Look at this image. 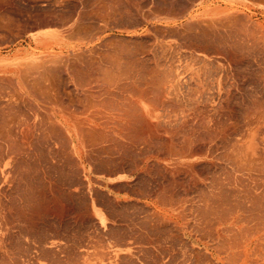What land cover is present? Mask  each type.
Masks as SVG:
<instances>
[{"label": "bare ground", "instance_id": "obj_1", "mask_svg": "<svg viewBox=\"0 0 264 264\" xmlns=\"http://www.w3.org/2000/svg\"><path fill=\"white\" fill-rule=\"evenodd\" d=\"M192 1L193 0H191V2ZM154 2L155 0H0V217L2 216V214L7 215L8 213V212L4 213L2 209L3 210L6 209V211L9 210L8 208L5 207L6 205L3 208V201L6 199L7 195L11 194L10 191H9L10 194L9 193L7 194L8 189L10 188L11 190L14 188L17 189L18 187L16 188L15 185L16 186L20 185L19 181H22V179L23 180L25 179V181L28 179V182L26 181L28 183V186H27V183L25 184L27 186V189H26L27 192L30 191L28 187L31 188V191L33 188L36 187V185H34L35 187L29 185V183L31 182L30 177L32 179L31 174L36 172L34 174L38 175L37 172H39L38 171L39 169L37 170L38 166L35 163V160L37 157L45 156V159L43 158L45 162L47 160L48 164L52 165V163L54 162V158L53 159L51 158L53 156L54 157L57 156V158L59 157L60 159L61 157L63 158L66 155V156H69L68 159H71L70 156L71 157L75 156L77 152H80L81 155L84 154L85 158L86 156H88L89 158L91 155L105 154L109 156L110 159L106 158L107 156L105 157L106 159H109V161H112L111 158L113 159L115 155L120 156V155H123L124 153H131L138 157V163H136L135 168L133 167L134 169L132 168L133 170H131V168L129 169V167L133 166L131 164L132 161L130 163V165L132 166H129V162H127L128 159H125V161L128 163L127 164L125 162L126 165L129 166L128 168L127 166L125 167L128 169L129 173H138L137 183L139 185L142 182L149 185V180L152 181L153 183L151 184H155L157 188L155 190H158L159 192V194L154 193L156 196L155 201L157 202L160 201L164 206V207L157 206V204H155L156 206H153L154 211H152L153 213L150 217H154L155 219L153 218L152 220V219H149L150 217L149 218L147 217L149 222L150 220H151L150 223H152V221L154 223V220L158 221L157 222L158 224L156 223L157 225L155 224V226L156 228H158V230L164 231V233H162L163 231L162 232L160 231L162 235L166 234L167 232L166 235L169 237L168 239H170L168 240V242L170 241V245L173 246L174 245L173 243H175L176 241L179 243V244L177 243L179 246L175 243V247L177 245L180 248V245H183L186 248L185 251H182L184 249L180 250L177 247H176V250L178 251L179 249L181 251L180 254L187 251L185 256L189 257L187 259L188 261H191L190 258L193 257L192 259H195V260H193V262L191 261L192 264H264V98L259 95L255 96L256 95L255 94L254 95L255 98L254 99L251 98L252 103H249V105L251 104V106L246 104L248 105L249 107L248 108L247 106L244 105L245 107L248 108V112L246 111L247 114L244 113V115L246 114V116L244 117V115H242L245 119V124L240 126V125H237L236 123L235 125L230 126V124L227 121H230V120L232 121L231 119L232 113L230 111H233V110L230 109V104H231L230 102L232 99L231 93H233V90L230 91L227 84H229V86L231 85L232 87H235V84L233 81H232L233 82L232 84H234V86L230 84L231 81H229L228 83V78H229L228 75L230 74L227 75V74L222 73L219 75V77L212 78V76L218 75V71H216L217 74L215 75L211 73L212 72L211 69L215 70L214 67L216 64L215 63H214L215 65L212 64L214 62L213 59H212L213 62L211 60L210 61L208 60L209 62H207V60H202L203 58H201V60L203 61L202 69L207 70V71L205 72L204 70H201L200 71L201 73L195 74L194 78H193V75L195 73L194 71L195 68H192V67L195 65H192L191 63L188 62V64L192 65V66L190 65L191 66L190 68L193 69V71L190 70L193 72V74H191L190 76L192 78H189V80L191 79L190 81L192 83H188L192 87L188 88L187 91L183 92V85H185L187 82V81H184V73L185 72L187 73L188 72L187 70L190 68H188L189 65L188 66L185 65L187 62L185 64L183 63L185 65L184 67L186 68V70L181 65L182 59L180 60V57L182 53L179 52L180 50L178 49L179 44L177 45V43L180 38L182 40L184 37L186 38L187 32L186 31L183 32L181 30L183 32L182 33L179 30L181 27L180 25L179 27L177 24L178 23L177 20L179 18V12H178L179 9L175 10L173 8H170L169 6L163 7L164 5L156 6V3ZM175 2L177 3V1ZM168 3H170L169 0H168ZM157 4H160V3H157ZM183 4L185 3L183 2ZM189 4L191 6V3ZM21 5L24 6L25 8H23ZM173 5H174L173 3L170 4V6H173ZM177 5L175 4V8ZM185 5H186L185 9L188 11V8L190 6L187 7V4ZM185 12L186 11L184 10V13ZM209 12H210V16L208 18H205V20L200 19V20H195V21L193 20V21L186 22L188 23V27L189 25L191 26L188 29L189 30L188 34L197 33L195 35H198V33L200 32L201 33L200 35H202V37L205 36L206 38V37H210V35L214 36L215 34H218L217 33L218 31H221L220 32L221 34L219 33L216 39L223 38V41L225 42L226 41L225 39L229 36L227 37L224 36V31L230 28H233L234 25L237 24L236 19L231 18V16H233V13L231 15L228 14L230 17L222 15V17L218 18V17H214L215 11H209ZM219 12L224 13V9H222ZM130 15H137L142 20L138 22L139 23L143 22V26H144L143 29L147 30L146 28L148 27L152 28L156 32V36H150L151 34L149 35L143 34V36H141V34L135 33L134 35L135 36L138 35L139 37L138 42H135L136 40H133L132 37L130 38L126 37V39H131L128 42H126L127 40L125 39L126 40L125 42L127 43L128 46H129V43H130V46L133 42L136 43V45L131 46L132 48L131 47L128 48L126 47V45L123 46V44H120L121 40L117 38L119 37L117 34V31L120 30L119 31L120 35H122L121 32H124V34H128L129 31L124 28L125 26L123 27L124 29H121L120 27L123 26V24L121 23L127 22V21L123 22V20L125 19L128 20ZM234 16L237 17L238 15H234ZM189 17H192V15L189 14ZM167 19L173 20L171 22V25H173V27L172 28L170 27L171 29L169 28L170 30L169 35L167 32L168 30L167 28L169 26L165 23L167 22ZM238 24H241V22L240 23L238 22ZM244 27H240V29ZM195 28L197 29L196 31L194 30ZM234 29L237 30V27L236 28L234 27ZM112 30H113L112 33H108V31H112ZM134 30H137V29H134ZM244 30H241V31H244ZM237 31H234V32L236 33ZM256 32L257 31L253 33L252 31L253 34L250 32H249L250 34H248V31H247V33L245 34L246 36L252 37L254 36ZM111 34L114 35L112 37L117 38V40L115 38H114L115 40L112 39ZM182 34H184L183 35L184 37H182ZM239 35L241 36V34L237 32L236 38ZM197 37H200V36H196V38ZM122 38L124 37L122 36ZM236 38H234L236 40L235 42L238 43L237 41L238 38L237 39ZM189 39L190 37L188 38V40ZM234 39H231V40H234ZM240 39L241 37H239L238 40ZM149 40L153 42H149ZM170 40L172 43L171 45L167 44V42H170ZM242 40L243 39H241V41ZM184 41L186 42V40ZM191 41L193 40H190V42ZM203 41L204 40H202V42ZM198 42L200 43L201 41H198ZM198 42H196L195 44H199ZM213 42L214 41H212V43ZM149 43H151V46L149 45ZM205 43L203 42L202 44L204 45ZM212 43L211 45L214 46L215 43L214 44ZM216 43L218 42L216 41ZM228 43L230 45V42ZM233 43L234 42H232L231 44ZM250 43L248 44L250 45ZM253 43H256V42L253 41ZM118 44L121 45V47L120 46L118 47L117 46ZM195 44L191 42L189 44L191 45L189 46V48L190 49L193 48L196 51H200L201 54H205V56L209 55L208 50H206L207 47H201V46L199 47L201 43L198 46ZM221 44L220 46L224 45V47L222 48L225 49L226 44L225 43H223L222 45ZM239 44L240 43H238L237 45ZM152 45L155 46L154 49ZM182 45L184 46L188 44L183 43ZM182 45H179V46H182ZM217 46L219 45H216V47ZM150 47H152V49ZM262 47L263 46H261L260 48ZM239 48H241V46H239L238 49ZM238 49H236V51H238ZM232 52L235 53V50ZM248 52H251V50ZM257 52H258V49H257ZM236 53L233 55V57L236 55ZM183 54L185 55V52ZM200 57L198 58L199 60H200ZM207 57H210V56H207ZM238 58H241V57H238ZM218 61L221 62V59L219 58ZM235 61H237V59ZM210 62H212L211 65L212 66L214 65V67L210 68L211 67ZM195 63L197 64L196 60L194 61V64ZM200 63L201 62H199V64ZM223 63L225 62L223 61ZM199 64L198 66L200 67L198 68L201 69L202 64L200 65ZM223 65L221 64V68H223V70L226 69L228 71V69L225 68ZM229 65H230V62H229ZM225 66L227 67L226 64ZM216 67L219 68L218 65H216ZM261 69L263 70V67ZM216 70L218 69L216 68ZM257 75H259V73H257ZM233 79L235 81L234 77ZM261 79L262 78H260V80ZM229 80H232V79L230 78ZM240 82H243V81L241 80ZM238 83H236V86L238 85ZM245 86H248V85H245ZM236 89H240V88L236 87ZM116 92H120V93L129 92L131 95L130 96L123 95L121 96L122 97L121 99H117L120 95L116 94ZM68 94H70V96L73 94L72 97L74 95L78 97V98L74 97V99L76 100L75 101L76 104L78 103L80 106H82L81 111H78L77 109H75L76 105L73 106L75 107L74 108L75 110L70 109V105L69 106L67 105V99H66V95L68 96ZM117 95L119 96L117 97ZM233 101H236V99ZM242 104L244 103L242 102ZM235 106H237V104ZM234 117L235 116H233V118ZM235 119L236 118H234L233 121ZM236 136H239V137H236ZM41 142H42V145H41ZM217 152L219 153V157L221 158V160H223L224 165H226L227 167L229 165V168L231 170H233L237 174L239 173V175H236L235 180H230L227 176L225 177L222 176L223 178L221 179H210L204 174V169H203L204 167L203 168L202 166L200 167L198 165L197 160H195L196 157H204L207 160L205 161L206 164H208V166L211 167L210 165L213 164V161H210L208 159L214 157V153H216L217 155ZM91 158L92 157H90V159ZM99 158L101 160V157H98V158L93 157L92 158L93 162L96 161L94 159H98V162H99ZM119 158L120 157H118V160L114 159L115 162L117 161L119 163V165L117 166H119L120 169L119 168L117 169H119L120 171L125 170L124 169L125 163L123 164L122 162H120L121 160L119 161ZM129 158L131 159L132 157H129ZM65 159H67V157ZM90 159L88 160L90 161ZM106 159L102 157L103 161ZM63 160L61 163H63ZM71 160L73 161V159ZM165 160L166 161L168 160V161L163 162ZM58 161L56 160V162ZM101 162H99L98 165H101L100 164ZM61 163L59 162L58 164H61ZM64 163L62 165H59V167L61 166L63 167ZM106 163L107 162L105 161V164ZM118 163H115V164H118ZM46 164L44 166H46ZM55 164L53 163V165L50 166L51 169L57 166V165L55 166ZM65 164H68V163L66 162ZM71 164L72 163L70 162V165ZM112 164L110 165L112 166ZM153 164H156L158 166L157 173L155 172L158 176V179L156 178V180H154L150 175L151 173L150 167ZM48 167L49 166H46L47 169L45 168L46 170L45 171L43 170L46 174L49 173L47 170H50V168L48 169ZM57 167L56 169L58 170L59 167L58 168ZM109 167H107V169ZM42 168L40 169L42 170ZM64 168L66 169V167ZM64 168H63V171H64ZM221 168H220V171H221ZM225 168L223 170H227V169L229 170V168L227 169ZM67 169H69L68 166H67ZM77 169H80V168H78L77 166ZM154 170H156L155 167H154ZM205 173H206V170H205ZM152 175L154 174L152 173ZM232 175L233 174L231 173V176ZM38 176L40 177V175ZM38 176L36 177L37 179H38ZM219 176L216 175V177H219ZM51 177L47 175L45 176V178L47 179L49 178L50 180H52L53 176ZM144 177L145 178L148 177V180H146ZM40 179L42 180V178ZM54 182L56 181L51 182V185ZM44 183L45 181L41 184L43 185ZM63 184H67V183H63ZM45 185L46 187L48 185L46 189L49 195H51L50 193L53 191L51 190V188H49L50 186L49 182L48 184L45 183ZM45 185L43 186L45 187ZM62 186H60V188L63 190ZM198 186H202V188ZM53 187L54 185H52V189ZM71 187H72V183H71ZM117 187H120V186H117ZM144 187L146 186L144 185ZM149 187L151 188V186ZM40 188H41V185H40ZM55 188L56 186L54 187V189ZM60 188L55 189V191L58 189L60 190ZM199 188L201 190L204 188V190L200 191ZM22 189L20 190L21 192L19 193L21 196L18 195L20 197H22L23 195L21 194L22 192L26 193L24 190V187H22ZM68 189L70 190L71 188H68ZM128 189H131V188H128ZM139 189L140 188L137 189L136 193H138ZM141 189L143 188L141 187ZM195 189H198L200 193H198V195H196L195 197L191 196L192 198L190 197L191 198L190 201L195 203L199 208L197 216L201 218L200 219L201 222L197 223L198 225L196 226V230L197 232L198 231L201 233L203 232L204 234L202 233V237L203 238L209 237V240L213 241L214 244L209 246L207 242L200 241L202 248H203V252H199L195 248L196 250H191L192 255H190L191 253L188 252L187 247L190 249H194V248H193L191 241L189 240L190 233L186 230L188 225H186L187 227H185V225L183 226L182 223L178 221L179 218L183 214L179 212L180 205H178L177 202L178 201L182 202V200L185 199V198H182V199L180 198L181 194L185 195V194L193 193L192 190H195ZM155 190H153V192ZM198 190H196V192ZM66 191L68 192L67 189ZM33 192L34 191H32V193ZM38 192L41 194L44 193V192L39 191V189H38ZM67 192L65 193L67 194ZM143 192H140L138 194H141ZM179 192L181 194L178 196L177 193L179 194ZM132 193H133V190H132ZM56 194H59V193L57 192ZM56 194L55 196L58 197ZM61 194H59V196H60V199L63 200L66 195L63 196L64 194L63 195ZM138 194L136 196H138ZM29 195H31V192H29ZM33 196L31 195L30 197L33 198ZM35 196L38 201V196L37 195ZM30 197L26 199H30ZM67 197H69V194L66 196V198ZM9 198L13 199L12 197H9ZM41 198H39V200ZM17 199L18 198H16V200ZM109 199L111 200V198ZM30 200H29V203H33V205L36 204V206L33 207L35 208V210H37L36 207L38 209L41 208L40 206L39 207L37 206L36 201H34L36 202L34 203V202H30ZM42 200L43 199H41V201ZM49 200L50 199H48V201ZM187 200H189V198L185 200L186 203H188ZM41 201H38V202H41ZM66 201H69V200H66ZM66 201L65 203H67ZM4 202H5L4 204L8 203V199H6ZM10 202H9V205L7 206H10L11 204ZM15 202L16 201L14 199V202L12 201V204L14 203V207L13 208L10 207V209H14L15 205L16 207L20 206V205L15 204ZM98 202L100 203V201ZM44 203L45 205H43V203L42 205L40 203L38 205H41L42 207L45 206L46 210L48 211V215L54 216L58 212V210L56 209L58 208V206H56V208L54 207L55 209H53L52 205H50L53 209L52 210L51 207L49 206V203L47 202H44ZM58 203L60 204H57V203L56 204L62 207L61 201H59ZM65 203L63 201V204ZM145 203H148V202H145ZM12 204L11 206H13ZM56 204L54 202V205ZM66 205L69 206V204H66ZM23 207L25 208V206ZM64 207L67 208V206H63V208ZM166 207H169V208H166ZM15 209H18V208H15ZM61 209H59V212L56 214V216H54L55 218H57L59 224H61L63 216L64 217L67 216L66 215L67 213H65L64 211L69 209V207L67 209H64V211ZM138 209H139V206H138ZM20 210L21 209H19V213H20ZM29 210H32L31 213L34 211L31 208V206ZM55 210L57 212L54 214ZM39 211H38V214H39ZM93 211H94V215H96L97 217V220H99L98 224L99 222L100 224L103 223V220H104L103 217H101L97 213L95 208ZM69 212L70 211H68V213ZM16 213H18V210ZM40 213L42 212L40 211ZM27 214L30 215L28 216L29 219L27 217H26L27 219L23 217L22 219H25L24 222H27V225L29 224L28 226L31 227L30 230H32L33 232V233L31 232L32 234H34L35 231L37 232L35 233L34 237L35 236L39 237L42 240V241L39 240L40 244L39 243L37 244V246L39 245L37 249L38 248L39 249L36 250L37 255H39L41 259H43L48 264H61V263L69 264L67 261V259L69 260L68 257H71V256L76 257L78 255L77 251H76L77 253H75V251L73 252L69 248L70 245L72 244H69L68 242L73 239L69 240L67 242L68 244L65 242L66 237L70 238V236H68L69 235L68 233H67V236L65 234H62L61 236L58 232L59 229L57 232L56 230L53 229L54 225H51L53 228L49 226L50 223L47 226L46 223H48L49 220L52 218H49L47 222L45 221L46 219L43 220L45 221L44 223L41 221L42 219V217L40 216L41 214L39 215L41 219L38 217L37 211L35 213L33 212L32 214L33 217L31 216L30 213L26 212L25 215ZM9 215L12 216L14 215V213H9ZM91 215L92 214H89V216ZM188 216H190L189 213H188ZM195 217H196V214H195ZM7 219H11V218H7ZM7 219L4 220L3 217L0 218L1 224L3 223V226L0 229V264H6L4 260L8 257L5 254L9 253L8 256L11 257L12 255L10 254H13V252L16 249L20 250V248H18L20 247V245L19 246L16 245L17 243L16 240L19 238L14 237L16 239L15 243L14 241L13 243L11 241V239L14 236L13 234L15 233L13 229L16 227L17 224L14 225L15 227L13 225H8L10 222L8 223L9 220L7 221ZM69 219L70 218H68V220ZM140 219H141L142 227H141V224H138L140 221L137 222V220L135 219L134 220L136 221L135 222L136 224L140 225L141 229L145 225L146 227H144V229L147 228V230L153 227L150 223H147V224L142 223V219H144L143 222H145V219H146L143 216ZM18 220H20V218H18ZM114 220L117 221L118 219H114ZM12 222H13V219H12ZM40 223L42 224V230H44L45 228L48 230V232H46L47 230H44L45 233L44 231L43 232L41 231L43 234L42 237L39 233V229L41 230V228L39 227ZM66 223L64 221V224ZM186 223H189V222H186ZM109 225L108 227H112L111 225L110 226ZM147 225L150 228H148ZM190 225L191 223H189V226ZM56 227H59V226L56 225ZM60 227H62V225ZM118 227L119 228L121 227L120 229L123 230L122 226H118ZM18 228H20L19 230L26 229V227L22 228L21 226ZM33 229L35 231H33ZM51 229L52 231L50 232ZM112 230L113 229H111V232ZM137 230L138 229L133 230V232L131 231V233L134 234L135 232H137ZM158 230L156 229L155 234L158 232ZM26 231L27 230H25V234L28 233L27 237L30 236L31 235L30 232H26ZM150 231L148 230L149 234L147 233V235L150 236V234H152L154 236L153 234L154 231L153 233H151ZM108 232L111 238V232L110 231ZM118 232H115L112 235V238H114V235ZM139 232L141 233L140 236L138 234H137L138 236H136V233H135L136 237L133 234L131 235L132 238L134 236L133 238L134 240L132 241L131 239L132 242H130V244L136 243V245L133 246L135 247L134 249H136L138 253L139 252L144 253L145 256L147 254L149 257L150 254H148L147 250H150V252H152L153 249H155L154 246L156 247V249L157 248L159 249L158 245L160 244L157 245L158 247L156 246V244L159 241L155 244L154 242H152L153 240L148 239L147 235H146L147 237L146 238L144 236L145 234H143L142 231H138V233ZM38 233H39V236H37ZM25 234L23 235L25 236ZM83 234L82 236H84ZM127 234L126 235L123 234L125 236L124 240H126ZM160 234L156 235V237L160 238L162 236ZM97 235H98V232H97ZM123 235L121 237H123ZM166 235H163L161 238L164 239L165 238L164 236ZM5 236L9 237L10 240L6 238L5 240L4 239ZM98 236L102 237L101 235H98ZM117 236L119 237L118 241L120 245H124V244L127 245L129 243V242L127 243L126 241L124 243L123 242L120 243L121 241H124V240H122L121 238V241H120V234ZM36 237H35V240L33 239V237L31 238L28 237L30 238L29 243L32 244V242L34 241L36 242V239H38ZM137 237H138V240L136 239ZM142 237H145V239H148V240L144 241ZM31 239H33L34 241H31ZM165 239L167 240V237ZM166 240H165V243L167 242ZM94 241H96V238ZM118 241H115V243ZM162 241L161 243H163ZM22 242L24 243L26 241H22ZM22 242L20 241L19 244H21ZM79 242H82V241H79ZM84 242H86V240ZM103 242L105 241L103 240ZM103 242L102 244H104ZM196 242L199 243V240L198 241L196 240ZM36 243H34L33 245H35ZM96 243H98V241ZM152 243H154V246L152 245ZM84 244L76 243V246L80 245L79 247H83ZM94 244L92 246L90 242V248L94 247L96 249L97 244L95 245L96 247L94 246ZM99 244H100V241L98 243V246ZM25 245H26V248L25 246L23 248H25L26 252H28L27 250L28 249L30 250L29 245L28 243H25ZM86 245L84 246V248L86 247ZM105 245L107 246V244H104L103 246L104 248H106ZM115 245H117V243ZM27 246H28V249H27ZM183 246H181V248H183ZM30 247L32 248V246ZM175 247L170 248V254L168 253L169 251L165 249V251H167V254H168L167 256H169V258H167V256L165 257L166 259H169V261L167 263V260L164 261L162 259L164 261V264H169V263L172 264L174 260L179 261L177 260L179 256L176 257L177 254H176V251L174 250ZM34 248L36 249V247ZM94 248H91V249L93 250ZM25 249H21V250L24 251ZM35 249L32 248L31 250H35ZM69 249L75 254L72 255L71 253H68ZM95 249L92 252L97 251L98 253L99 251L102 252V250L106 251V249H102V248H101L102 250L101 249L95 250ZM107 249H110V248H107ZM160 249H161L160 251H163L161 247ZM130 250L133 252L132 249ZM144 250L145 252H143ZM16 251L20 253V251L18 250ZM16 251L14 254H16ZM127 251H128L127 253L124 252V254L123 253L120 254L118 251L114 253L111 250L112 254L109 253L110 252L109 251L107 253L108 254L107 258H105L104 256V255H107L105 254L107 251L105 253L100 252L99 254L101 255V257H99V259L102 258L103 260H105L104 264H128L126 263V261L130 260L132 262L131 259H134V260L137 259L132 256V253H130L129 250ZM193 251H196V252H193ZM92 252L90 251V253L89 252L88 253L90 255H93L94 253L92 254ZM179 252H178V255H180ZM155 253L152 254L154 255V257H155ZM165 253L164 255H166ZM187 253L190 256H188ZM67 254H71V256H68ZM86 254H87V251L83 255H86ZM99 254L97 256H100ZM139 254H137L138 258L140 257ZM159 255H163V254L160 252ZM4 256H6V258ZM87 256H86V259H87ZM102 256H104V258ZM182 256L184 257L183 254ZM182 256L180 259H182ZM12 257L14 258V256ZM165 257L163 256L161 258L165 259ZM81 258H83L82 255H81ZM94 258L96 260V257ZM184 258L186 259V257ZM184 258L182 260L183 262H185ZM37 259H39V257ZM72 259H73L72 260L73 264H86L84 263V261L78 259V257L77 259L75 258H72ZM17 260L19 264L20 260L16 259V262ZM31 260H34L35 262L34 261L33 262L34 264H36V259H32L31 257ZM78 260H80V262H78ZM130 261H128L129 264H130ZM144 261L143 263H145ZM176 261H174L175 262L174 264L177 263ZM182 261L180 262L183 263ZM188 261H186V264H188L187 263ZM12 262L14 263L15 260H13ZM27 262L29 261H26V263ZM99 262L100 261H97V263ZM180 262L178 263L181 264ZM153 263H157V261ZM20 264H25V263L20 262Z\"/></svg>", "mask_w": 264, "mask_h": 264}, {"label": "rangeland", "instance_id": "obj_2", "mask_svg": "<svg viewBox=\"0 0 264 264\" xmlns=\"http://www.w3.org/2000/svg\"><path fill=\"white\" fill-rule=\"evenodd\" d=\"M170 1V3H168V0H155V2L154 3H156V6L158 5H164L163 7H170V8H173V9H175V10H177V9H179L180 10V8H181V13H180V11L178 10V12H179V18H178V20H177V24H178V26L180 27V32H184V31H186L187 32V35H188V37H187V35H186V38L183 36L184 34H182V37H184L183 38V40L181 39V41H180V39L178 40V43H177V45L179 44V45H182L183 43H186V44H188V45H182V46H179L178 45V49H180L179 50V52H181L180 54H181V57H180V60H181V65L184 67L185 65L186 66H188V68H190L192 65H195V66H193L192 68H195V73H194V75H193V78H194V76H195V74H199V73H201L200 71L201 70H204V69H202L203 68V61L202 60H207V62H209L210 60L213 62V60H214V62L212 63V62H210V68H212V67H214V65L216 64V65H218L219 66V68L218 67H216V65H215V67L218 69V70H216V68L214 67V69L215 70H212L211 69V73H213L214 75L215 74H217V72L216 71H218V75H215V76H212V78H217V77H219V75L220 74H222V73H224V74H230L231 75V77H230V75H228V83H229V81H231L230 82V84H232L233 82H234V84H235V87H232L231 85L229 86V84H227L228 85V87H229V89H230V91H232L233 90V93H231L232 95H231V97H232V99L233 100H235L236 99V101H233L232 99H231V104H230V109H232L233 111H230L232 114H231V116H232V121L230 120V121H227L229 124H230V126H233V125H235L236 123H237V125H243V124H245V119H244V117L246 116V111L248 112V105H249V103H252V101H251V98H255L254 97V95L255 96H262L263 98H264V0H193L192 2H191V0H175V1H177V3L174 1V0H169ZM164 2H165V4H164ZM180 2V3H179ZM183 2L185 3V4H187V7L188 6H190V4L189 3H191V6L188 8V11L185 9V7H186V5L185 4H183ZM157 3H160V4H157ZM167 3V4H166ZM174 4L173 6H170V4ZM246 3V4H245ZM169 4V5H168ZM175 4L179 7V6H181V7H177L176 6V8H175ZM180 4V5H179ZM250 5V6H249ZM22 6V5H21ZM183 6V7H182ZM224 6V7H223ZM23 8H25L24 6H22ZM192 7V8H191ZM219 7V8H218ZM186 11L185 13H184V10ZM206 8V9H205ZM212 10H211V9ZM228 8V9H227ZM194 9H196V10H194ZM201 10V11H199V10ZM209 9V10H208ZM222 9H224V13L223 12H219V11H221ZM209 11H215V16L214 17H222V15H225V16H229L228 14H232L233 13V16H231V18H235L236 19V22H237V24H238V22L240 23L241 22V24H238V26H237V24L236 25H234V27L236 28L237 27V30L236 29H234V27L233 28H230V29H228V30H226V31H224V36H229V37H227L225 40L227 41V43L228 42H230V45H229V43H228V45H227V43H226V41L224 42L223 41V38H217L216 39V37H218L217 35L221 32V31H218L217 33L218 34H215L214 36H211L210 35V37H206L205 38V36H203L202 37V35H200L201 33L199 32L198 33V35H195V34H197V33H194V34H188L189 33V28L191 27L190 25H189V27H188V23H186L187 21H195V20H202V19H204L205 20V18H208L209 16H210V12ZM247 11V12H246ZM190 12V13H189ZM196 12H197V14H196ZM207 12V13H206ZM191 14L192 15V17H189V14ZM204 13V14H203ZM217 13V14H216ZM218 13H220V14H218ZM188 14V15H187ZM195 14V15H194ZM234 15H238L237 17H235ZM132 16V17H131ZM134 16V17H133ZM186 16V17H185ZM203 16V17H202ZM131 17V18H130ZM230 17V16H229ZM243 17H245V18H243ZM190 18V19H189ZM239 18H241V19H239ZM243 18V19H242ZM239 20H241V21H239ZM248 20V21H247ZM125 21H127L126 23H121V24H123V26L122 27H120L121 29H126V30H128L129 32H128V34H124V32H121L122 33V35H120V30H118L117 31V34H118V36L119 37H117V38H119L121 41H123V42H121L120 40V44H123V46L124 45H126V47H131V46H134V45H136V43L135 42H138V40H139V37H138V35L137 36H135L134 34L136 33V34H141V36H143V34L145 35H149V34H151L150 36H156V32L152 29V28H150V27H148V28H146L147 30H145V29H143L144 28V26H143V22H138V21H142L137 15H130L129 16V18H128V20L127 19H125V20H123V22H125ZM173 20H171V19H167V22H165L169 27L167 28L168 30H167V32H168V35H169V33H170V30H169V28L171 27H173V25H171V22H172ZM245 22V24H244V22ZM136 22H138V23H136ZM243 22V23H242ZM136 23V24H135ZM184 23V24H183ZM204 23V22H203ZM182 24V25H181ZM258 24V25H257ZM262 24V25H261ZM131 25H132V27H131ZM135 25V26H134ZM183 25H184V27H183ZM186 25H187V27H186ZM240 25V26H239ZM242 25V26H241ZM244 25H245V27H244ZM252 25V26H251ZM125 26V27H124ZM124 27V28H123ZM195 27H197V26H195ZM240 27H244V28H241L240 29ZM170 28V29H171ZM134 29H137V30H134ZM245 29V30H244ZM132 30V31H131ZM134 30V31H133ZM143 30V31H142ZM182 30V31H181ZM188 30V31H187ZM195 31L197 30L196 28L194 29ZM233 30V31H232ZM241 30H244V31H241ZM250 30V31H249ZM253 31V33L255 32V31H257L255 34H254V36H255V38H254V36H252V37H250V36H246V34L245 33H247V31H248V34H250V33H252V31ZM234 31H237V32H239L240 34H241V36L239 35L237 38L239 39V37H241V39H243V40H247L246 42L245 41H241V39L240 40H238L237 38H236V36H237V32L235 33ZM113 32V30L112 31H108V33H112ZM153 32V33H152ZM182 32V33H183ZM234 32V33H233ZM250 32V33H249ZM252 33V34H253ZM124 34V35H123ZM221 34V33H220ZM232 34V35H231ZM235 35V37H234V35ZM247 34V35H248ZM258 34V35H257ZM243 35V36H242ZM245 35V36H244ZM112 36H114V35H112L111 34V38L112 39H114L115 37H112ZM121 36V37H120ZM122 36L124 37V38H122ZM196 36H200V37H197L196 38ZM236 38L237 39V41H238V43H240L239 45H237L238 43L237 42H235L236 40L233 38ZM126 37L127 38H130V37H132L133 38V40H136L135 42H133V43H135V44H131V46H130V43H129V46L127 45V43L126 42H128L129 40H131V39H126ZM137 37V38H136ZM190 37V39L188 40V38ZM246 39H245V38ZM117 38H115L116 40H117ZM135 38V39H134ZM193 38V39H192ZM263 38V39H262ZM114 39V40H115ZM127 41H126V40ZM198 39H200V40H198ZM219 39V40H218ZM228 39V40H227ZM231 39H234V40H231ZM256 39H257V41H256ZM184 40H186V42L184 41ZM190 40H193V41H191L192 43H196V42H198V41H201L199 44H195V45H199V47L201 46V47H207V49L206 50H208V52H209V55H206L205 56V54H201V52L200 51H196V50H194L193 48H189V46H191V45H189L191 42H190ZM202 40H204L203 42L205 43H208V44H202L203 42H202ZM206 40V41H205ZM219 43H216V41ZM230 40V41H229ZM126 41V42H125ZM180 41V42H179ZM212 41H214L213 43H212ZM220 41H221V43L223 42V43H225L228 47H229V49H228V47L225 45V49L224 48H222V47H224V45L223 46H220ZM234 42L233 44H231L232 42ZM240 41V42H239ZM253 41L254 42H256V43H253ZM124 42H125V44H124ZM149 42H153V41H151V40H149ZM190 42V43H189ZM242 42H243V44H245V45H243L242 44ZM245 42V43H244ZM251 42V43H250ZM257 42H258V44H257ZM182 43V44H181ZM211 43L212 44H216V45H219V46H217L216 47V45L214 44V46H212L211 45ZM222 43V44H223ZM235 43H237V44H235ZM247 43V44H246ZM248 43H250V45L248 44ZM167 44H169V45H171L172 43H171V40H170V42H167ZM221 44V45H222ZM234 44H235V46H234ZM247 49H245L242 45ZM252 44V45H251ZM149 45L151 46V43H149ZM206 45H208V46H206ZM237 45V46H236ZM254 45V46H253ZM118 47L120 46L121 47V45H117ZM153 46V49L155 48V46L154 45H152ZM187 46V47H186ZM239 46H241V48H239L238 49V47ZM261 46H263L262 48H260ZM180 47V48H179ZM186 47V48H185ZM219 47H220V49H219ZM252 47V48H251ZM254 47H255V49H254ZM132 48V47H131ZM151 49H152V47H150ZM210 48V49H209ZM234 48V49H233ZM238 49V51H236V49ZM242 48H243V50H242ZM251 48V49H250ZM190 49V50H189ZM215 49V50H214ZM222 49V50H221ZM229 51H228V50ZM233 49V50H232ZM251 50V52H248V51H250ZM257 49H258V52H257ZM262 49V50H261ZM225 50V51H224ZM227 50V51H226ZM235 50V53H236V55L233 57V55L235 54L234 52H232V51H234ZM241 51V53H240V51ZM190 51H192V52H190ZM253 51H254V53H253ZM256 51V52H255ZM263 51V52H262ZM185 52V55L183 54ZM227 52H231L230 54L229 53H227ZM245 52V53H244ZM253 53V54H252ZM259 53V54H258ZM262 53V54H261ZM187 54H188V56H187ZM191 54V55H190ZM218 54V55H217ZM247 54H249V55H247ZM256 54V55H255ZM184 57H183V56ZM227 55V56H226ZM241 55V56H240ZM259 55V56H258ZM201 56V57H200ZM207 56H210V57H207ZM212 56V57H211ZM243 56V57H242ZM249 56V57H248ZM254 56V57H253ZM258 56V57H257ZM262 56H263V58H262ZM200 57V60H201V58H203L201 61L198 59ZM218 57V58H217ZM225 57V58H224ZM238 57H241V58H238ZM219 58L221 59V62L220 61H218L219 60ZM186 59V60H185ZM213 59V60H212ZM218 59V60H217ZM237 59V61H235ZM242 59V60H241ZM254 59V60H253ZM192 60V61H191ZM197 61V64L195 63L194 64V61ZM209 60V61H208ZM241 62H240V61ZM191 61V62H190ZM201 62L200 64H202L201 65V69H199L198 67H200V66H198V64H199V62ZM223 61L225 62V63H223ZM230 62V65H229V62ZM248 61V62H247ZM187 62V63H186ZM188 62L189 63H191V64H188ZM239 62V63H238ZM185 65H184V64ZM211 63L212 64H214L213 66L211 65ZM232 63V64H231ZM247 63V64H246ZM199 64V65H200ZM221 64L225 67V68H227L228 69V71L226 70V69H224L223 70V68H221ZM225 64L227 65V67L225 66ZM191 65V66H190ZM234 65V66H233ZM249 66V67H248ZM259 66V67H258ZM263 67V70L261 69V68ZM192 68H190V69H188L187 71V73L185 72L184 73V81H187L186 82V84L185 85H183V92H185V91H187L188 90V88H190V87H192V86H190L188 83H192L190 80H189V78H192V77H190L191 76V74H193V69ZM198 68V69H197ZM258 68V69H257ZM184 69L186 70V68L184 67ZM239 69V70H238ZM241 69V70H240ZM190 70H192V71H190ZM233 70V71H232ZM189 71H190V73H189ZM205 72L207 71V70H204ZM215 73H214V72ZM237 71V72H236ZM203 72V71H202ZM228 72V73H227ZM256 74H255V73ZM189 73V74H188ZM248 73V74H247ZM257 73H259V75H257ZM187 74H188V76H187ZM243 74V75H242ZM185 75H186V77H185ZM236 75H237V77H236ZM251 75V76H250ZM235 78V81H234V79H233V77ZM249 76V77H248ZM252 77V78H251ZM232 79V80H229V79ZM246 78V79H245ZM260 78H262L261 80H260ZM255 79V80H254ZM258 79H259V81H258ZM242 80L243 82H240V81ZM252 80V81H251ZM254 80V81H253ZM233 81V82H232ZM263 83H262V82ZM238 82H240V83H238ZM236 83H238V85L236 86ZM245 83V84H244ZM234 84H232L233 86H234ZM245 85H248V86H245ZM251 86V87H250ZM232 87V88H231ZM236 87H238V88H240V89H236ZM243 87V88H242ZM263 87V88H262ZM262 89V90H261ZM234 90H236V91H234ZM242 90V91H241ZM254 90V91H253ZM252 91V92H251ZM255 92V93H254ZM257 92H258V94H257ZM67 93H69V92H67ZM66 94V93H65ZM116 94H119V95H117V99H121L122 97L121 96H130L131 94L129 93V92H116ZM115 94V95H116ZM249 94V95H248ZM73 95V94H72ZM72 95L70 96V94H68V96L66 95V99H67V105L69 106L70 105V109H72V110H75V109H77L78 111H81L82 110V106H80L78 103L76 104V100L74 99V97L75 98H78V97H76L75 95L72 97ZM252 99V100H253ZM244 100V101H243ZM249 100V101H248ZM68 101H69V103H68ZM233 101V102H232ZM238 101V102H237ZM246 101H248V102H246ZM251 101V102H250ZM237 102V103H236ZM242 102L244 103V104H242ZM240 103V104H239ZM237 104V106H235ZM246 104H248V105H246ZM74 105H76V108L75 107H73ZM247 106V107H245V106ZM86 106V105H85ZM235 106V107H234ZM249 106H251V104L249 105ZM78 107V108H77ZM241 107V108H240ZM75 108V109H74ZM244 108V109H243ZM245 108H246V110H245ZM241 109V110H240ZM245 112H244V111ZM235 111V112H234ZM233 113H234V115H233ZM244 113H246L245 115H244ZM242 115H244V117L242 116ZM233 116H235L234 118H236L234 121H233ZM241 116H242V118H241ZM230 119V118H229ZM240 121H239V120ZM242 119H244V120H242ZM244 121V122H243ZM245 128H247V127H245ZM243 129H244V127H243ZM236 137H239V136H236ZM41 145H42V142H41ZM123 154V153H122ZM126 155V157H125V155ZM123 155H120V156H118V155H115L114 157H113V159L111 158V160L113 161H109V156L108 155H105V154H100V155H91L90 157H95V158H98V157H101V160H100V158H99V162H103V164H102V162L100 163L101 165H98L99 164V162H98V159H94V160H96L95 162H93V159L91 160L90 159V157L88 158V156H86V158H85V155L83 154V155H81V153L80 152H77L76 153V155L75 156H73V157H71L70 156V158L71 159H73V161L71 160V159H68L69 158V156H64L63 158L61 157L60 159H59V157L57 158V156H53L51 159H53L54 158V164H55V162H56V160L58 161V162H56V164H55V166L57 165L58 167H59V165H62L64 162L66 163H68V164H65L64 163V165H63V167L61 166V167H57L58 168V170L56 169V167H54V168H52L51 169V167L50 166H52L53 165V163H52V165H49L48 164V162H47V160H46V162H45V156L44 157H37L36 158V160H37V162H36V160H35V163H36V165L38 166L37 167V170L39 171V172H37L38 173V175H40V177L38 176V175H35L34 173H36V172H34L33 174H31V176H32V179H31V177H30V180H31V182H30V180H29V182L31 183H29V185H31V186H33V187H35L34 185H36V187L35 188H33L32 189V191H34L33 193H32V191H31V188H29L28 187V189L30 190H28L29 192H31V195L33 196V198L32 197H30L31 195H29V192H27V186H28V179L25 181V179L23 180L22 179V181H19V184L20 185H15V187L17 188V189H12L11 190V188L10 189H8V191H7V194L9 193V191H10V195H7V197H6V199H8V203H6V204H4L5 202V200L3 201V208H4V206L6 207V208H8L9 210H7L6 211V209H2V211H4V213H6V212H8L7 213V215L6 214H2V216L0 217V218H2L3 217V219L5 220V219H7V218H11V219H7V221H8V225H16V227L13 229V231L16 233V234H18V235H16L14 232V236H13V238L11 239V241H12V243H13V241H14V243L17 241V243H16V245H20V247H18V248H20V250L19 249H16V250H18V251H20V253H18L16 250V254H14L15 253V251L13 252V254H10V255H12V256H14V258L12 257H10V256H8V254H5L8 258H6V256H4L5 258V262H10L11 264H14L15 262H16V259H19L20 260V262L21 263H25V264H34V260H31V257H32V259H36V264H44V263H46L43 259H41L40 258V256L39 255H37V251L36 250H38L37 249V247H39V245L37 246V244L39 243V240H41L39 237H36V238H38V239H36V242L34 241L35 240V237H34V235H35V233H37L34 229H33V231H35L34 232V234H32L33 232H32V230H30L31 229V227H29L28 225H27V222H24V220L25 219H29V217L28 216H30L29 214H27V215H25V213L27 212V213H30L31 214V216L33 217V212L35 213L36 211H37V214H38V211L40 210L42 213H40V211H39V214H38V217L40 218V216L42 217V219H41V221L42 222H44L45 223V221L47 222L48 220H49V218H52V219H50L49 220V222L48 223H46L47 224V226L49 225V223H50V227L51 228H53L54 230H56V232L58 231V229H59V234L62 236V234H65L66 236H67V233L69 234L68 236H70V238L69 237H66V243L69 241V240H71V239H73V240H71V241H69L68 243L69 244H72V245H70V249L74 252L75 251V253H77L78 252V255L75 257V256H71V254L72 255H74L75 253H73L72 251H70V249H69V252L68 253H71V254H67L68 256H71V257H68L69 258V260H71V261H69L68 259H67V261H68V263L69 264H73V259L72 258H75V259H77V257H78V259H80L81 258V255H82V257L83 258H81L80 260H82V261H84V263H86V264H104L105 263V260H103L102 258H100L99 259V257H101V255L99 254L101 251H99L98 253H97V251L96 252H92L95 248L94 247H91V248H94L93 250L90 248V242H91V245L93 246V244H94V246L97 244V247H99V246H101V247H99V248H97L96 246V249L97 250H100L101 248L102 249H106V251L105 250H102V252L101 253H105V254H107L109 251V253H111L112 254V252H116V251H118L120 254H124V252L125 253H127L128 251L127 250H129V252L130 253H132V256L133 257H135V258H137V259H131L132 260V262L130 261V260H128V261H130V264L132 263H135V264H148V263H150V264H164V261H166L167 260V263H168V261H169V259H166V257L165 256H167L168 254H167V251H169L168 253L170 254V248L171 247H175V243L177 244L178 242L176 241L175 243H173L174 245L172 246V245H170V241L168 242V240H170V239H168L169 237L166 235L167 234V232H166V234H163V235H166V236H164L165 238L167 237V240L164 238V239H162L161 237L163 236L162 235V233H164V231L163 230H158V228H156V226H155V224L158 222V221H155L154 220V223H153V221H152V223H150L151 222V220H150V222H149V220H148V218L152 215V211H154L153 209H154V207L153 206H156L155 204H157V206H161V207H164L163 206V204L160 202V201H155L156 200V196H155V194H159V192H158V190H155V189H157L156 188V185L155 184H151V183H153L152 181H150L149 180V185H147V184H145V183H140V185H142V186H140L138 183H137V180H138V173H129V171H128V167L129 166H132V167H129V169L131 168V170H133L134 168H135V165H136V163H138V157L136 156V155H134V154H131V153H124ZM131 154V155H130ZM107 156V157H106ZM128 156V157H127ZM67 157V159H68V161H67V159H65ZM102 157L104 158V159H106V158H109V159H106V160H102ZM106 157V158H105ZM118 157H120L119 158V161L120 162H122L123 164L126 162L125 161V159H128L127 160V162H129V166L128 165H126V163L124 164V167L125 166H127V168L125 167L124 169L125 170H119L120 168H119V166H117V165H119V163L116 161H114V159L115 160H118ZM129 157H132L131 159L129 158ZM42 158V159H41ZM44 158V159H43ZM90 159V161H92V162H90L88 159ZM124 158V159H123ZM200 158V159H199ZM217 158V159H216ZM41 161H39V160ZM46 159H47V157H46ZM63 160V163H61L62 162V160ZM86 159V160H85ZM123 159V160H122ZM43 160V161H42ZM76 160V161H75ZM108 160V161H107ZM136 160V161H135ZM195 160H197V162H198V165L201 167L202 166V168L204 169V174L208 177V178H210V179H221V178H223V177H225V176H227L230 180H235V177H236V175H239V173L237 174L236 172H234L233 170H231L230 168H229V165H228V167L226 166V165H224V162H223V160H221V158L219 157V153L217 152V155H216V153H214V157H212V158H210V159H208V160H210V161H213V164H211L210 166L211 167H209L208 166V164H206V162L205 161H207L204 157H196V159ZM204 160V161H203ZM88 161V162H87ZM105 161L107 162L106 164H105ZM131 161H132V163H131ZM168 161V160H167ZM166 160L165 161H163V162H167ZM201 163H200V162ZM43 162H44V164H43ZM61 163V164H58V163ZM70 162L73 164H71L70 165ZM75 162V163H74ZM78 162V163H77ZM81 162V163H80ZM92 163V164H90V163ZM97 162V163H96ZM114 164V165H116V166H114L112 163ZM118 163V164H115V163ZM135 164H134V163ZM40 163H42V164H40ZM48 165H47V164ZM95 163V164H94ZM130 163L132 164V165H130ZM46 164V166H49L48 167V169L50 168V170H47L49 173L48 174H46L44 171L47 169L46 168V166H44ZM74 164H78L77 166H78V168H80L81 169V171H80V169H77V166L76 165H74ZM110 164H112V166L110 165ZM128 164V163H127ZM201 164V165H200ZM218 164H222L221 165V167H220V165H218ZM41 165H42V167H44V168H42L41 167ZM213 165V166H212ZM67 166H68V168L69 169H67ZM71 166V167H70ZM92 166V167H91ZM98 166V167H97ZM103 166H105V167H103ZM111 168H110V167ZM206 166H207V168H206ZM218 166V167H217ZM64 167H66V169L64 168ZM107 167H109L108 169H107ZM114 167H116V168H114ZM134 167V168H133ZM152 167V168H151ZM150 167V170H151V173H150V175H151V177L154 179V180H156V178L158 179V176H157V165L156 164H153L152 166ZM154 167L156 168V170H154ZM226 167V168H225ZM40 168H42V170L40 169ZM46 168V169H45ZM63 168H64V171H63ZM82 168H84V169H82ZM114 168V169H113ZM117 168H119V169H117ZM133 168V169H132ZM216 168V169H215ZM220 168H221V171H220ZM227 169V168H229V170L227 169V170H223V169ZM53 169H55V170H53ZM61 169H62V171H61ZM71 169V170H70ZM73 169V170H72ZM104 169H105V171H104ZM116 169V170H115ZM213 169H215V170H213ZM44 170V171H43ZM59 170H60V172H59ZM82 170H84V171H82ZM118 170V171H117ZM127 170V171H126ZM205 170H206V173H205ZM46 171V172H47ZM54 171V172H53ZM93 171H95V172H93ZM98 171V172H97ZM109 171H111V172H109ZM114 171V172H113ZM126 171V172H125ZM223 171H224V173H223ZM230 171V172H229ZM41 172V173H40ZM59 172V173H58ZM156 172V173H155ZM210 172V173H209ZM215 172V173H214ZM218 174H217V173ZM221 174H220V173ZM45 173V174H44ZM51 173V174H50ZM152 173L154 174V175H152ZM215 175H214V174ZM229 174V176H228V174ZM231 173L233 174L232 176H231ZM50 174V175H49ZM112 174V175H111ZM211 174H212V176H211ZM219 174H220V176H219ZM227 174V175H226ZM34 175H35V177H34ZM53 176V179L52 180H50L49 178V181H48V179L47 178H45V176ZM216 175L217 176H219V177H216ZM38 176V179L36 178ZM60 176V177H59ZM79 176V177H78ZM215 176V177H214ZM223 176V177H222ZM82 177V178H81ZM212 177V178H211ZM232 177V178H231ZM40 178H42V180L40 179ZM52 178V177H51ZM145 178V177H144ZM40 179V180H39ZM75 179V180H74ZM78 179V180H77ZM93 179V180H92ZM146 180H148V177H146L145 178ZM35 180H37V181H35ZM61 180V181H60ZM65 180V181H64ZM80 180V181H79ZM36 183H35V182ZM40 182V184H39V182ZM45 181V183H47L48 184V182H49V188H51V190L53 191V192H51L50 194L51 195H49V193L47 192V187H48V185H47V187H46V185H45V183L43 184V185H45V187L41 184V183H43ZM46 181H48V182H46ZM53 181H56V182H54L52 185H54V187L56 186V188L55 189H57V188H60V186H62V188H63V190H64V192H63V190L60 188V192L62 193H60L58 190H56L55 191V189H54V187H53V189H52V185H51V182H53ZM79 181V182H78ZM25 182V183H24ZM33 182V183H32ZM59 182V183H58ZM67 183V184H63V183ZM22 183V184H21ZM27 183V186L25 185ZM35 183V184H34ZM71 183H72V187H71ZM137 183V184H136ZM122 184V185H121ZM26 187H25V186ZM40 185H41V188H40ZM65 185V186H64ZM116 185V186H115ZM137 185V186H136ZM144 185L146 186V187H144ZM154 185V186H153ZM20 186H22V187H24V190H25V192L26 193H24V192H22L21 194H23L22 195V197H20L21 195L19 194L21 191V189H22V187H20ZM43 186V187H42ZM57 186H59V187H57ZM112 186V187H111ZM115 186V187H114ZM117 186H120V187H117ZM149 186H151V188L149 187ZM153 186V187H152ZM66 187V188H65ZM77 187V188H76ZM124 189H123V188ZM141 187L143 188V189H141ZM148 187H149V189H148ZM198 187H200V188H202V186H198ZM37 188V189H36ZM65 188V189H64ZM68 188H71L70 190L68 189ZM118 188V189H117ZM128 188H131V189H128ZM138 188H140L141 189V191H140V189H139V191L140 192H143V193H141V194H138V193H140L139 191H138V193H136L137 192V189ZM144 188H145V190H144ZM199 188V190L200 191H202V190H204V188L201 190ZM38 189H39V191H41V192H44V193H39L38 192ZM41 189V190H40ZM42 189H44V190H42ZM66 189L68 190V192L66 191ZM121 189V190H120ZM126 189H128V190H126ZM134 189H135V191H134ZM37 190V191H36ZM62 190V191H61ZM132 190H133V193H132ZM143 190V191H142ZM153 190H155L154 192H153ZM196 190H198V189H195V190H192V192L193 193H189V194H181L180 192H179V194L177 193V195L179 196L180 194V198L182 199V198H185L184 200H182V202L181 201H178L177 203H178V205H180L179 207H180V209H179V212L180 213H182L183 215H184V217H183V215L179 218V222L180 223H182V225L184 226L185 225V227H187L186 225H188V227H187V231L190 233V235H189V240L191 241V243H192V245H193V248L194 249H190V248H188L187 247V250H188V252L189 253H191L192 251L191 250H198L199 252H203V248H202V245H201V242H207L208 243V245L210 246V245H213L214 243H213V241H211V240H209V237H202V233L201 232H197V230H196V226L198 225L197 223H200L201 221H200V219L201 218H199V216H197V213H198V210H199V208H198V206L195 204V203H193L192 201H190V199L192 198V197H195L196 195H198V193H200L199 192V190L196 192ZM22 191H23V189H22ZM55 191V192H54ZM131 191V192H130ZM148 191V192H147ZM150 191V192H149ZM15 192V193H14ZM37 192H38V194H37ZM46 192V193H45ZM59 193V194H61V195H63V196H67L68 194H69V197H67L66 198V196L64 197V199L63 200H61L60 199V196H59V194H56V193ZM65 192H67V194L65 193ZM195 192V193H194ZM203 192H205V191H203ZM207 192V191H206ZM17 193V194H16ZM28 193V194H27ZM35 193V194H34ZM58 196V197H56L55 196V194ZM78 193H79V195H78ZM132 193V194H131ZM135 193H136V195L138 194V196H136L135 195ZM155 193V194H154ZM27 194V195H26ZM46 195V197H45V195ZM134 194V195H133ZM145 194H147V195H145ZM152 194H154V195H152ZM202 194V193H201ZM18 195H20V196H17ZM35 195H37L38 196V201H41V199H43L41 202H38L37 201V198H36V196ZM200 195V194H199ZM27 196V197H26ZM76 196V197H75ZM192 196V197H191ZM9 197H12L13 199H11V198H9ZM14 197H16V198H18L17 200H16V198H14ZM29 198L30 197V199H26V198ZM42 197V198H41ZM43 197H45V198H43ZM62 197V196H61ZM191 197V198H190ZM24 198V199H23ZM36 198V199H35ZM39 198H41L40 200H39ZM53 198V199H52ZM57 198V199H56ZM63 198V197H62ZM65 198H66V200H69V201H66L65 200ZM76 198V199H75ZM109 198H111V200L109 199ZM179 198V199H180ZM187 198H189V200H187V202L188 203H186V199ZM14 199H15V204H17V205H20V206H17L16 207V205H15V208H18V209H10V207L11 208H13L14 207V203L12 204V201L14 202ZM48 199H50L49 201H48ZM51 199H52V201H51ZM54 199H56V200H54ZM95 199V200H94ZM96 199H98V200H96ZM138 199V200H137ZM175 199H176V197H175ZM10 200H11V202H10ZM24 200H26V201H24ZM29 200H30V202H34V201H36L37 202V206L39 207H41V208H37L36 207V209L37 210H35V208H33V207H35L36 206V204L35 205H33V203H29ZM57 200H59V201H61V203L63 204V201H64V203H65V201L67 202V203H65V204H61V206L62 207H60V205H57V204H60V203H58L59 201H57ZM76 200V201H75ZM161 200V199H160ZM18 201V202H17ZM23 201V202H22ZM28 201V202H27ZM98 201H100V203L98 202ZM109 201V202H108ZM137 201V202H136ZM148 202V203H145V202ZM9 202L13 205V206H11V204H10V206H7V205H9ZM36 202H34V203H36ZM44 202H47V203H49V206L50 205H52V207H53V209H55L56 208V206H58V208H56L57 210H58V212H59V209H61V208H63V206H67V208L69 207V209H67L66 207H64L63 209H61V210H63L64 211V209H67L66 211H64L65 213H67L66 215V217H64L63 216V218H62V222H61V224H59L58 223V220H57V218H55L54 216H56V214L58 213L56 210H55V212H54V216H50V215H48V211L46 210V207L44 206V207H42L41 205H42V203H43V205H45V203ZM54 202H55V204L56 205H54ZM97 202V203H96ZM104 203V205H103V203ZM129 202V203H128ZM155 202H157V203H155ZM160 202V203H159ZM181 202V203H180ZM184 202V203H183ZM20 203H22V204H20ZM27 205H26V204ZM41 204V205H38V204ZM71 203V204H70ZM80 203V204H79ZM131 203V204H130ZM25 204V205H24ZM66 204H69V206L68 205H66ZM88 204V205H87ZM97 204V205H96ZM107 204H108V206H107ZM134 204V205H133ZM183 204V205H182ZM33 205V206H32ZM54 205V206H53ZM100 205V206H99ZM103 207H102V206ZM126 205V206H125ZM130 205V206H129ZM132 205V206H131ZM186 205V206H185ZM189 205V206H188ZM193 205V206H192ZM23 206H25V208L23 207ZM30 206H31V208L34 210L32 213H31V211L32 210H29L30 209ZM136 206V207H135ZM138 206H139V209H138ZM182 206V207H181ZM192 206V207H191ZM195 206V207H194ZM28 207H29V209H28ZM51 207V206H50ZM52 207H51V209H52ZM55 207V208H54ZM60 207V208H59ZM76 207V208H75ZM87 207V208H86ZM104 207H105V209H104ZM142 207V208H141ZM27 208V209H26ZM94 208H95V210L97 211V213L101 216V217H103V223H101L100 224V222H99V224H98V221L99 220H97V217H96V215H94ZM149 210H148V209ZM152 208V209H151ZM166 208H169V207H166ZM188 208V209H187ZM192 209V211H191V209ZM196 208V209H195ZM19 209H21L20 210V213H19ZM42 209H43V211H42ZM52 209V210H53ZM88 209H89V211H88ZM144 209V210H143ZM13 210V211H12ZM17 210H18V213H16L17 212ZM29 210V211H28ZM182 210V211H181ZM188 210V211H187ZM194 210V211H193ZM11 211V212H10ZM26 211V212H25ZM45 211V212H44ZM47 211V212H46ZM68 211H70L69 213H68ZM109 211V212H108ZM144 211H145V213H144ZM191 213H190V212ZM25 212V213H24ZM89 212V213H88ZM176 212V211H175ZM9 213H14V215H12V216H10L9 215ZM16 213V214H15ZM25 216H23L22 214ZM64 213V214H65ZM72 213V214H71ZM129 215H128V214ZM143 213H144V215H143ZM188 213L190 214V216H188ZM21 216H19V215ZM41 214V215H40ZM83 214V215H82ZM89 214H92L91 216H89ZM114 214V215H113ZM116 214V215H115ZM146 214V215H145ZM149 214V215H148ZM186 214V215H185ZM193 214V215H192ZM195 214H196V217H195ZM19 217H18V216ZM40 215V216H39ZM121 215V216H120ZM132 215H133V217H132ZM6 216V217H5ZM17 216V217H16ZM110 216H112V217H110ZM116 216V217H115ZM136 216V217H135ZM144 217V218H146L145 219V222H143V220L144 219H142V223H145V224H147V223H150L151 225V227L152 228H150L148 225V228H150V229H148L151 233H153V231H154V236L152 235V234H150V236L149 235H147V233L149 234V232H148V230H147V228H145L144 229V227H146V225L141 229V227H142V224H141V217ZM146 216V217H145ZM22 217L23 218H25V219H22ZM27 217V218H26ZM62 217V216H61ZM78 217V218H77ZM80 217V218H79ZM89 217V218H88ZM148 217V218H147ZM184 219H183V218ZM188 217V218H187ZM198 217V218H197ZM18 218H20V220H18ZM68 218H70L69 220H68ZM92 218V219H91ZM94 218H96V219H94ZM139 218V219H138ZM153 218L154 217H150L149 219H152L153 220ZM191 218H192V220H191ZM195 218V219H194ZM12 219H13V222H12ZM14 219H16V220H14ZM46 219V220H45ZM83 219V220H82ZM114 219H118L117 221L116 220H114ZM128 219V220H127ZM135 219V220H137V222L138 221H140L138 224H141V227H140V225H138V224H136L135 222V220L133 221V220ZM155 219V218H154ZM157 219V218H156ZM11 220V221H10ZM23 220V221H22ZM43 220H45V221H43ZM51 220H52V222H51ZM53 220H54V222H55V224H54V222H53ZM64 221H65V223L66 224H64ZM79 221V222H78ZM82 221H83V223H82ZM186 222H189V223H191V225L189 226V223H186ZM53 223V224H52ZM57 223V224H56ZM69 223V224H68ZM0 224H1V221H0ZM46 224H45V226H46ZM110 224L112 227H108V225ZM115 224V225H114ZM132 224V225H131ZM135 224V225H134ZM154 224V225H153ZM158 224V223H157ZM156 224V225H157ZM51 225H54L53 227L51 226ZM56 225H58L59 227H56ZM62 225V227H60ZM63 225H64V227H63ZM68 225V226H67ZM107 225V226H106ZM109 225V226H110ZM132 227H131V226ZM2 226H3V223L1 224V226H0V229L2 228ZM22 227V228H24V227H26V229H23V230H19L20 228H18V227ZM28 226V227H27ZM118 226H122V228H123V230L122 229H120ZM194 228H193V227ZM4 227H5V225H4ZM39 227L41 228V230L39 229V233H40V235H41V237L43 236V234H42V232L44 231V230H47L44 226V230H42V224L40 223L39 224ZM76 227V228H75ZM91 227V228H90ZM101 227V228H100ZM113 227H115V228H113ZM118 227V228H117ZM124 227H126V228H124ZM136 227V228H135ZM155 227V228H154ZM21 228V229H22ZM28 228V229H27ZM60 228H62V229H60ZM64 228H66V229H64ZM81 228V229H80ZM115 229L114 231L115 232H118V233H116L117 235H119L120 234V241H121V238H122V240H124V238H125V236L124 235H126L127 233V236H126V240H124V241H121L120 243H124L125 241L128 243V244H130V242H132L134 239V236H135V233H136V236H140V232L138 233V231H142V233L143 234H145L144 236L146 237V235H147V237H148V239H150V240H153L152 242H154L155 244H156V246L158 245V244H160V245H158L159 246V251L161 250L160 249V247L162 248V250L163 251H160L163 255H159V251L156 249V247L154 246V243H152V245L154 246V248L155 249H153V251L152 252H154L155 253V257H154V255H152V254H154V253H152V252H150V250H147L148 251V254H150V256L148 257V255L146 254V256L144 255V253H142V252H139L138 253V251L136 250V249H134L135 247H133V246H135L136 245V243L134 244H130V245H126V244H124V245H120L119 244V241H118V236L115 234L114 235V238L115 239H117V240H115L114 238H112V235L115 233L113 230H112V232H111V229ZM131 228H133V229H131ZM135 228V229H134ZM91 229V230H90ZM118 229H120V230H118ZM128 230V232H127V230ZM131 229V230H130ZM136 229H138L137 230V232H135L134 234L133 233H131V231L133 232V230H136ZM153 229V230H152ZM156 229L158 230V232L155 234V232H156ZM17 232H16V231ZM25 230H27L26 232H30V236H28V237H33V239H31V241H34V242H32V244H30L29 242H30V238H28L27 237V235H28V233H26L25 234ZM30 230V231H29ZM67 230V231H66ZM107 232H105V231ZM110 231L111 232V238H110V234H109V232L108 231ZM116 230H118V231H116ZM145 232H144V231ZM147 230V231H146ZM195 230V231H194ZM2 231H4V230H2ZM42 231V232H41ZM52 231V229L50 230V232ZM60 231H61V233H60ZM64 231V232H63ZM82 231V232H81ZM84 231H85V233H84ZM94 231H96V232H94ZM102 233H101V232ZM122 231V232H121ZM126 231V232H125ZM162 233H161V232ZM22 232V233H21ZM24 232V233H23ZM32 232V233H31ZM46 232H48V230L46 231ZM66 232V233H65ZM97 232H98V235H101L102 237H99L98 235H97ZM161 234H160V233ZM195 232V233H194ZM39 233L37 234V236H39ZM44 233H45V231H44ZM84 233V234H83ZM86 233H87V235H86ZM122 233V234H121ZM126 233V234H125ZM12 234H10V235H12ZM21 236H20V235ZM23 234H25V236L23 235ZM82 234L84 235V236H82ZM106 234V235H105ZM124 234V235H123ZM134 235L133 236V238H132V236L131 235ZM138 234V235H137ZM162 235L160 238L159 237H156V235ZM201 234V235H200ZM204 234V233H203ZM89 235V236H88ZM92 235V236H91ZM109 235V236H108ZM123 235V237H121ZM129 235V236H128ZM19 236V237H18ZM92 238H91V237ZM97 236V237H96ZM135 236V237H136ZM19 238L20 239V241L22 242V241H26V242H22L21 244H19V239H15V238ZM21 237V238H20ZM90 237V238H89ZM108 237V238H107ZM117 237V238H116ZM145 237H142L143 239H144V241L146 240H148V239H145ZM146 237V238H147ZM191 237V238H190ZM200 237V238H199ZM9 239L10 240V238L9 237H4V239ZM69 238V239H68ZM78 238V239H77ZM95 238H96V241H94L95 240ZM97 238H98V240H97ZM141 238V239H142ZM152 238V239H151ZM155 238V239H154ZM157 238V239H156ZM5 239V240H6ZM81 239V240H80ZM86 240V242H84L85 240ZM94 239V240H93ZM100 239V240H99ZM128 239V240H127ZM131 239H132V241H131ZM137 240H138V237L136 238ZM142 239V240H143ZM163 241H162V240ZM16 240V241H15ZM75 240V241H74ZM89 240V241H88ZM91 240V241H90ZM102 240V241H101ZM103 240L105 241V242H103ZM140 240V239H139ZM165 240L167 241L166 243H165ZM196 240L198 241L199 240V243H197L196 242ZM8 241V240H7ZM42 241V240H41ZM40 241V242H41ZM58 241V240H57ZM73 241V242H72ZM77 241V242H76ZM79 241H82V242H79ZM87 241H88V243H87ZM98 241V243H99V241H100V244H99V246H98V243H96ZM114 241V242H113ZM115 241H118V242H116L117 243V245H115L116 243H115ZM156 241V242H155ZM161 241L163 242V243H165V244H163V243H161ZM201 241V242H200ZM211 241V242H210ZM72 242V243H71ZM93 242V243H92ZM102 242L104 243V244H107V246H106V248H104L103 246H104V244H102ZM111 242V243H110ZM196 242V243H195ZM25 243H28V245H29V248H30V250L28 249V246H27V251L29 252V251H34V252H26V245H25ZM34 243H36L35 245H33ZM67 243V244H68ZM76 243L77 244H84V246L86 245V244H88V245H86V247L87 246H89V247H85L84 248V246L83 247H79L80 245H77L76 246ZM168 243V244H167ZM194 243V244H193ZM24 244V245H23ZM40 244V243H39ZM114 244V245H113ZM179 244V243H178ZM177 244V245H178ZM112 245V246H111ZM132 245V246H131ZM164 245H165V247H164ZM166 245H168V246H166ZM170 245V246H169ZM176 245V247L177 248H179L178 246ZM25 246V248H23ZM30 246H32V248L33 249H35L34 247H36V249L35 250H31L32 248L30 247ZM34 246V247H33ZM69 246V245H68ZM82 246V245H81ZM127 246H128V248H127ZM157 246V247H158ZM181 246H183V245H180V250L181 249H184V250H182V251H185V247L183 246V248H181ZM78 247V248H77ZM111 247H112V249H111ZM131 247V248H130ZM164 247V248H163ZM166 247H168V248H166ZM176 247H175V251H176V257L177 256H179L178 257V259L177 260H179V261H176V260H174V261H176L177 263L178 262H180V261H182L183 260V258L184 257H186V259L184 258V261L185 262H183V263H181V264H186V261H188L187 259L189 258V257H187V256H185V254H186V252H184V253H182L183 255H184V257L182 256V254H180L181 253V251L178 249V251L176 250ZM74 250H73V249ZM84 248V249H83ZM107 248H110V249H107ZM196 248V249H195ZM199 248V249H198ZM21 249H25L24 251L23 250H21ZM79 249V250H78ZM89 249H91V250H89ZM95 249V250H96ZM122 249V250H121ZM125 249V250H124ZM130 249H132L133 250V252L130 250ZM165 249L167 250V251H165ZM169 249V250H168ZM201 249H202V251H201ZM111 250H112V252H111ZM77 251V252H76ZM82 251V252H81ZM86 251H87V254L86 255H83V254H85L86 253ZM90 251L92 252V254L93 255H90L89 253H90ZM121 251V252H120ZM142 251V250H141ZM146 251V252H147ZM166 253H165V252ZM180 251V252H179ZM83 252H85V253H83ZM89 252V253H88ZM143 252H145V250L143 251ZM150 252V253H149ZM178 252H179V254L182 256V259H180L181 258V256L180 255H178ZM193 252H196V251H193ZM18 253V254H17ZM24 255H23V254ZM81 253V254H80ZM83 253V254H82ZM139 254V256L141 257V256H143V257H139L138 258V255L137 254ZM152 253V254H151ZM164 253L166 254V255H164ZM39 254V253H38ZM89 254V255H88ZM100 255V256H97V255ZM22 255V256H21ZM26 255V256H25ZM31 255V256H30ZM35 255H37V256H35ZM88 255V256H87ZM152 255V256H151ZM158 255V256H157ZM187 255L188 256H190V255H192V253L189 255L188 253H187ZM16 256V257H15ZM86 256H87V259H86ZM105 256V258H107L108 257V254L107 255H104ZM104 256H102L103 258H104ZM165 257V259L164 258H161V257ZM18 257H20V258H18ZM39 257V259H37ZM84 257H85V259H84ZM90 257V258H89ZM92 257V258H91ZM94 257H96V260H95V258ZM145 257V258H144ZM158 257V258H157ZM12 260H11V259ZM16 258V259H15ZM25 258V259H24ZM143 258V259H142ZM154 258V259H153ZM167 258H169V256H167ZM193 258V257H192ZM192 258H190V260L193 262V260H195V259H192ZM9 261H8V260ZM27 259V260H26ZM41 259V260H40ZM93 259V260H92ZM99 259V260H98ZM102 259V260H101ZM158 259H160V260H158ZM164 261H163V260ZM13 260H15V262L13 263L12 261ZM23 260V261H22ZM29 261V262H27L26 263V261ZM80 260H78V262H80ZM133 260H134V262H133ZM145 260V261H144ZM31 261V262H30ZM34 261V262H33ZM37 261H38V263H37ZM62 261V260H61ZM77 261V260H76ZM97 261H100L99 263H97ZM128 261H126V263H128L129 264V262ZM143 261L145 262V263H143ZM148 261H150V262H148ZM155 262V261H157V263H153V262ZM173 261V263L172 264H174L175 262ZM191 261H188L187 263L188 264H192L191 263ZM20 262H19V264H20ZM94 262V263H93ZM138 262V263H137ZM148 262V263H147ZM161 262V263H160ZM9 263V264H10ZM61 263V262H60ZM166 263V262H165ZM176 263V264H177ZM15 264H18V260H17V262L15 263ZM62 264V263H61ZM170 264V263H169ZM179 264V263H178Z\"/></svg>", "mask_w": 264, "mask_h": 264}, {"label": "crops", "instance_id": "obj_3", "mask_svg": "<svg viewBox=\"0 0 264 264\" xmlns=\"http://www.w3.org/2000/svg\"><path fill=\"white\" fill-rule=\"evenodd\" d=\"M6 264H9L8 262H6ZM45 264V263H44ZM46 264H48L47 262H46Z\"/></svg>", "mask_w": 264, "mask_h": 264}]
</instances>
